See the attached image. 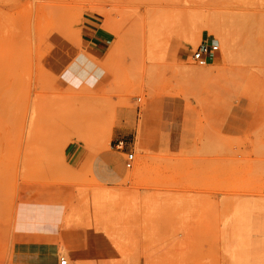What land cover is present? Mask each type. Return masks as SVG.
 I'll list each match as a JSON object with an SVG mask.
<instances>
[{
    "label": "rangeland",
    "instance_id": "374dc122",
    "mask_svg": "<svg viewBox=\"0 0 264 264\" xmlns=\"http://www.w3.org/2000/svg\"><path fill=\"white\" fill-rule=\"evenodd\" d=\"M19 241L264 264V0H0V264Z\"/></svg>",
    "mask_w": 264,
    "mask_h": 264
},
{
    "label": "crops",
    "instance_id": "0c3cea01",
    "mask_svg": "<svg viewBox=\"0 0 264 264\" xmlns=\"http://www.w3.org/2000/svg\"><path fill=\"white\" fill-rule=\"evenodd\" d=\"M208 62L213 63L218 59L216 54H211ZM51 242H23L19 241L13 253V258L18 264H59V260H51Z\"/></svg>",
    "mask_w": 264,
    "mask_h": 264
},
{
    "label": "bare ground",
    "instance_id": "6f19581e",
    "mask_svg": "<svg viewBox=\"0 0 264 264\" xmlns=\"http://www.w3.org/2000/svg\"><path fill=\"white\" fill-rule=\"evenodd\" d=\"M208 31L210 32V33H214L217 37H218V39H220L221 41V45L223 46V47H225V49H226V54H227V56L229 57V54L231 55V52H230V49H231V46L233 45V44H231V39H230V32H229V30L226 28V26H225V24H223V23H219V24H217V25H211L210 26V28L208 29ZM186 40V39H185ZM187 40H192V41H194V39H192V38H187ZM235 46V45H234ZM223 47H221L220 49H222ZM225 49H224V51H225ZM233 52V51H232ZM222 53H223V55H224V53L225 52H223L222 51ZM226 56V55H225ZM224 56V57H225ZM231 56H233V54L231 55ZM230 56V57H231ZM227 58V57H226ZM230 60V59H229ZM180 68H181V70H183V72L185 73V75L188 77H191V78H198V80H199V78H204L206 75L202 72V71H198V69H195V68H193L192 66H190V64H181V66H180ZM202 70V69H201ZM201 78V79H202ZM197 80V79H196ZM62 243H63V241H62ZM59 243H57V245H58ZM67 244V243H66ZM55 249L58 251V253H59V257H60V259H68V261L70 260H72L73 262H74V257L73 258H71V254L67 251V248H65L64 247V245L63 244H61L60 246H57V247H55ZM71 249V248H70ZM69 249V250H70ZM71 251V250H70ZM78 254V257H80V258H82V259H84L85 258V254L84 253H82V254H79V253H77ZM76 258V257H75ZM77 259V258H76ZM78 261V260H77ZM77 261H76V263H77ZM79 263V262H78ZM128 264H133V261L132 260H129V262H127ZM74 264H75V262H74ZM80 264H81V261H80ZM146 264H154L153 263V261H148L147 260V263ZM252 264H255V263H252ZM258 264V263H257Z\"/></svg>",
    "mask_w": 264,
    "mask_h": 264
},
{
    "label": "built area",
    "instance_id": "2783aa9c",
    "mask_svg": "<svg viewBox=\"0 0 264 264\" xmlns=\"http://www.w3.org/2000/svg\"><path fill=\"white\" fill-rule=\"evenodd\" d=\"M218 50V45L211 43L209 40H202L198 47L192 53V59L199 65H204L209 61V56ZM116 147L122 148L123 141L119 140L115 144ZM134 163V153H125L124 166L131 168ZM59 264H67L66 259H60Z\"/></svg>",
    "mask_w": 264,
    "mask_h": 264
}]
</instances>
